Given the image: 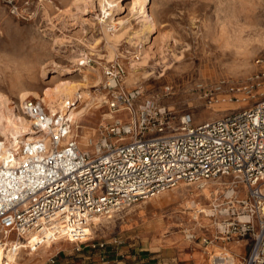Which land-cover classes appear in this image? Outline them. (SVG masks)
I'll return each instance as SVG.
<instances>
[{
    "label": "rangeland",
    "instance_id": "1",
    "mask_svg": "<svg viewBox=\"0 0 264 264\" xmlns=\"http://www.w3.org/2000/svg\"><path fill=\"white\" fill-rule=\"evenodd\" d=\"M109 1L119 4L112 12L114 23L106 21L100 0H0V92L12 100L15 114L26 116L19 108L24 91L48 110L41 100L46 91L73 86L77 91L71 108L77 112L90 105L83 117H74L72 134L83 150L94 151L106 127L119 118L129 121L127 114L112 113L108 106L105 70L114 63L125 68V89H142L143 100L154 98L173 114L190 113L195 125L264 100V78H258L264 73V0H147L148 21L130 10L133 0ZM103 27L119 37L113 47ZM250 79L256 85L251 95H240L239 101L210 104L205 97V89L221 80ZM89 140L93 144L87 147ZM230 181L204 187L182 183L125 207L112 219L96 217L89 239L95 244L117 240L123 246L136 241L155 240L163 246L178 242V256L201 253L202 264H240L248 253V240L234 236L222 241L226 217L215 211V206L225 203L227 193L225 185H216ZM157 222L163 229H149ZM4 238L0 231L1 243ZM68 244L69 239L63 238L40 242L38 249L27 246L17 264L62 245L74 247ZM234 246L241 248L240 253L231 252Z\"/></svg>",
    "mask_w": 264,
    "mask_h": 264
},
{
    "label": "built area",
    "instance_id": "2",
    "mask_svg": "<svg viewBox=\"0 0 264 264\" xmlns=\"http://www.w3.org/2000/svg\"><path fill=\"white\" fill-rule=\"evenodd\" d=\"M125 74L119 63L105 70L109 109L127 114L129 121L119 118L106 127L94 151L80 147L67 115L51 117L31 99L21 104L44 134L15 148V160L0 156V231L17 238L40 233L53 242L68 237L74 244L104 248V242L89 239L96 217H109L182 183L201 187L230 178L228 185H216L227 190L225 203L215 206L226 217L221 239H249L240 264H264V100L195 125L190 113L173 114L154 98L143 100L142 89H125ZM255 85L252 79L221 80L204 94L210 104L239 101ZM126 164L142 175L122 174L132 173Z\"/></svg>",
    "mask_w": 264,
    "mask_h": 264
},
{
    "label": "bare ground",
    "instance_id": "3",
    "mask_svg": "<svg viewBox=\"0 0 264 264\" xmlns=\"http://www.w3.org/2000/svg\"><path fill=\"white\" fill-rule=\"evenodd\" d=\"M113 4L114 2L109 1V0H100V6H102V10L105 11V14L107 16L106 21L109 22L111 20L113 21L112 23L115 22V20L113 19V13H112L114 12L113 9L115 7L119 8V4H116V5H113ZM106 7H108V9ZM109 9H111L112 11L108 12ZM130 10H134L137 13L140 12V14L145 15V18L147 21L149 20L150 10H148L147 0H133L131 3ZM104 22L105 21H103V26L105 25ZM108 22L106 23L105 26H107ZM151 26H152L151 24H148L147 28L151 30ZM103 30H104L105 39L109 46L113 47L116 43L119 42V37H117V35L108 34L105 27H103ZM113 57L114 55L111 54L109 58L111 59ZM97 77L101 81V76L97 75ZM56 78H58V75L54 76L51 81L56 80ZM57 89L58 90L46 91V93L44 94V98L43 97L41 98V100L48 107V110L51 113V117L55 116L57 118L60 115L61 118H64L65 115H67L69 118L72 119V123H75L74 122L75 116L83 117V115H85V113L88 112L87 110L90 105L88 103L84 108H82V110H78L77 112H76V108H73V109L71 108L70 104H74V102H72V99H74L75 93L77 91L75 87L66 85V86H61ZM24 92L21 93V100L23 102L30 97L29 93L27 92L24 93ZM224 103H229V102H224ZM11 104H12V100L7 95H4L2 92H0V135L2 139H4V141H0L1 143L0 149H2L0 151V156L4 160L13 161L16 159L15 150H14L15 148L19 147L21 143H24L26 141L41 138L42 137L41 135L44 134V132H41V130H35L33 128L35 126V123L30 117L28 116L22 117V116L15 114L12 111L13 108H10ZM19 108H22V105ZM65 108H68V110H66ZM5 111H7L8 113L6 114ZM107 116L111 117L110 114H107ZM92 144H93V140H89L87 147L91 146ZM201 187H204V185ZM192 206L194 207V205ZM101 217H105V216H101ZM108 218H111V216H109ZM246 219H247L246 217H241V220H246ZM94 226H97V224L94 223ZM70 236L73 238L72 235ZM86 238H83V239H86ZM67 239L69 238L67 237ZM4 240L6 242L4 243H1L2 241L0 242V264H17L18 260L20 259V253L27 246H35V248L38 249L37 244H39L40 242H42L43 244H46L47 242L56 243L59 241L57 240L53 242L47 237L44 240L42 239L40 233L29 234L23 239L22 238L11 239V236H5ZM72 240H75V239L73 238ZM69 242L73 243L70 241V239H69Z\"/></svg>",
    "mask_w": 264,
    "mask_h": 264
},
{
    "label": "crops",
    "instance_id": "4",
    "mask_svg": "<svg viewBox=\"0 0 264 264\" xmlns=\"http://www.w3.org/2000/svg\"><path fill=\"white\" fill-rule=\"evenodd\" d=\"M159 226L161 225L157 222L149 229L153 228L157 231L164 227V225L161 228ZM247 240L249 253L251 241ZM115 241L106 242L104 248L96 249H91L89 244L70 243L68 244L69 247L74 245L71 249L67 248V245H62L60 249L57 247L49 252H44L37 258H27L23 264H178L179 261L190 262L189 264H202L204 258L201 253L190 255L185 253L178 256L175 250L178 242L163 246L155 240L149 243L136 241L123 246L122 242L115 243ZM240 251L241 248L238 246L231 248L232 253L238 254Z\"/></svg>",
    "mask_w": 264,
    "mask_h": 264
},
{
    "label": "snow or ice",
    "instance_id": "5",
    "mask_svg": "<svg viewBox=\"0 0 264 264\" xmlns=\"http://www.w3.org/2000/svg\"><path fill=\"white\" fill-rule=\"evenodd\" d=\"M80 63L83 64L84 61L82 60ZM125 167L132 169V173H122V174L128 175L129 178H131L132 175H135L137 178H139L142 175V173L137 171L132 164H126ZM113 171L115 172V167H113Z\"/></svg>",
    "mask_w": 264,
    "mask_h": 264
}]
</instances>
